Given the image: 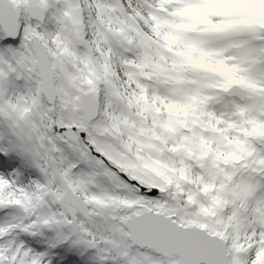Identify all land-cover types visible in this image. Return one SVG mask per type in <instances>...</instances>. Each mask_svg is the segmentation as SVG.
<instances>
[{
  "label": "snow or ice",
  "instance_id": "snow-or-ice-1",
  "mask_svg": "<svg viewBox=\"0 0 264 264\" xmlns=\"http://www.w3.org/2000/svg\"><path fill=\"white\" fill-rule=\"evenodd\" d=\"M0 264H264V0H0Z\"/></svg>",
  "mask_w": 264,
  "mask_h": 264
}]
</instances>
